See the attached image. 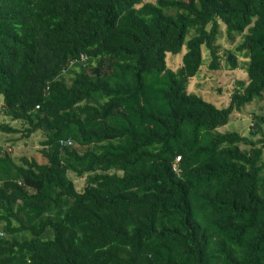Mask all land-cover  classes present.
I'll use <instances>...</instances> for the list:
<instances>
[{
  "label": "trees",
  "instance_id": "1",
  "mask_svg": "<svg viewBox=\"0 0 264 264\" xmlns=\"http://www.w3.org/2000/svg\"><path fill=\"white\" fill-rule=\"evenodd\" d=\"M221 23L247 80L219 108L187 85ZM263 93L264 0H0L1 113L41 135L0 143V264H264V113L218 130Z\"/></svg>",
  "mask_w": 264,
  "mask_h": 264
},
{
  "label": "rangeland",
  "instance_id": "2",
  "mask_svg": "<svg viewBox=\"0 0 264 264\" xmlns=\"http://www.w3.org/2000/svg\"><path fill=\"white\" fill-rule=\"evenodd\" d=\"M231 39L227 36L225 27L221 23L219 26V34L216 38L215 44L217 45L219 64L216 69H211L209 66L210 55L208 49L202 47L203 63L198 72L189 79L187 85V91L193 92L201 96L204 100L213 103L215 106L221 108L228 104L230 95L237 87L238 81H246L247 74L244 71V65L246 58L239 56L240 67L231 69L226 65L225 57L227 51H232L240 37L238 35ZM185 46L177 54L166 53V65L168 68L175 70L182 63V56L185 52ZM1 101V100H0ZM264 113V93L261 97L254 99L249 104L243 106L240 110H234L229 117L228 122L218 127V130L223 131H237L241 135L250 137L252 140L260 138L259 134L251 135L252 131V115ZM8 122L10 125L18 129L15 133H3L0 132V143L4 147L11 148L12 157L17 160L22 153H35L39 147V140L41 135L39 132H35L29 137H23L21 135V129L23 125L20 121L11 120L9 117L2 116L0 109V120ZM264 130V125L262 126ZM241 147H248L247 145H241ZM176 159V157H175ZM264 164V152L261 158ZM71 179L74 180L75 187L81 190L84 186V176L78 177L71 173L68 174Z\"/></svg>",
  "mask_w": 264,
  "mask_h": 264
},
{
  "label": "built area",
  "instance_id": "3",
  "mask_svg": "<svg viewBox=\"0 0 264 264\" xmlns=\"http://www.w3.org/2000/svg\"><path fill=\"white\" fill-rule=\"evenodd\" d=\"M81 58H84V56L81 55ZM178 159H179V156L176 157L175 161H174L173 164H172V165H173V169L176 170V171L178 170V169H177V160H178Z\"/></svg>",
  "mask_w": 264,
  "mask_h": 264
}]
</instances>
